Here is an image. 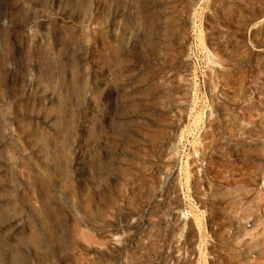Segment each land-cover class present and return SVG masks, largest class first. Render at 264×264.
Wrapping results in <instances>:
<instances>
[{"label": "rangeland", "instance_id": "rangeland-1", "mask_svg": "<svg viewBox=\"0 0 264 264\" xmlns=\"http://www.w3.org/2000/svg\"><path fill=\"white\" fill-rule=\"evenodd\" d=\"M0 264H264V0H0Z\"/></svg>", "mask_w": 264, "mask_h": 264}]
</instances>
